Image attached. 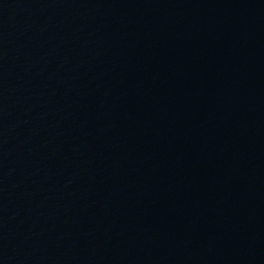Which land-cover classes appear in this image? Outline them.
<instances>
[{
    "label": "water",
    "instance_id": "95a60500",
    "mask_svg": "<svg viewBox=\"0 0 264 264\" xmlns=\"http://www.w3.org/2000/svg\"><path fill=\"white\" fill-rule=\"evenodd\" d=\"M0 264H264V0H0Z\"/></svg>",
    "mask_w": 264,
    "mask_h": 264
}]
</instances>
